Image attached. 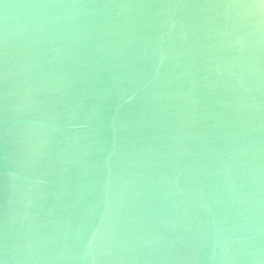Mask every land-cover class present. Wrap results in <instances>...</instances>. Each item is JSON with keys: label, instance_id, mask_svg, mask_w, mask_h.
Instances as JSON below:
<instances>
[{"label": "water", "instance_id": "95a60500", "mask_svg": "<svg viewBox=\"0 0 264 264\" xmlns=\"http://www.w3.org/2000/svg\"><path fill=\"white\" fill-rule=\"evenodd\" d=\"M0 264H264V0H0Z\"/></svg>", "mask_w": 264, "mask_h": 264}]
</instances>
